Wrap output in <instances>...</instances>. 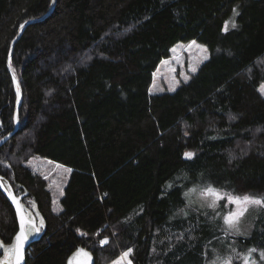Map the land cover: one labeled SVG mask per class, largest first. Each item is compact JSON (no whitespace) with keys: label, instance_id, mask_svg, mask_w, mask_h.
Returning a JSON list of instances; mask_svg holds the SVG:
<instances>
[{"label":"trees","instance_id":"trees-1","mask_svg":"<svg viewBox=\"0 0 264 264\" xmlns=\"http://www.w3.org/2000/svg\"><path fill=\"white\" fill-rule=\"evenodd\" d=\"M52 2L0 0V142L17 115L19 126L0 147V179L46 226L26 264H66L78 247L96 264L128 249L134 264H210L214 213L178 211L197 183L264 197V0H57L15 45L18 95L12 43ZM192 41L209 59L175 92L152 94L159 65ZM35 156L72 169L60 213L25 165ZM18 230L0 189V260ZM235 240L263 246L264 231Z\"/></svg>","mask_w":264,"mask_h":264},{"label":"rangeland","instance_id":"rangeland-1","mask_svg":"<svg viewBox=\"0 0 264 264\" xmlns=\"http://www.w3.org/2000/svg\"><path fill=\"white\" fill-rule=\"evenodd\" d=\"M236 11L238 12V9ZM233 18L234 21H236V15L234 16L233 14L230 19ZM196 45L206 48L207 52H202L201 47H196L191 43L184 44L180 42L172 48L171 58L164 60L154 73L153 84L151 87L152 94H162L165 92L173 93L181 86V84L186 83L184 80L185 76L189 77L187 82L190 80L191 75L193 74L191 71L193 66L196 67V72H198L200 66L209 59L210 52L205 45L197 42ZM173 49H175V51H173ZM204 56H207V59H204ZM172 88H175V90H171ZM260 92L264 96V85L260 88ZM25 165L32 170L33 173L42 175L49 182V188L53 195V209L55 212L60 213L62 211L61 198L63 197L60 193L62 190L64 194V188L70 178V173L64 171V168L66 167L63 165H61L63 167H57L59 164L53 163L39 156L31 158L25 163ZM179 178V176L176 177V179ZM184 181L185 180L183 179L181 185L184 184ZM169 184L173 187L175 185V181L172 180L166 184L165 189L167 191L172 188L168 187ZM205 186L206 184L197 183L193 184L187 191H185L191 193V195L185 197L183 194L185 207L181 211H178V215L187 218L193 211L214 213L215 220H218L217 223L214 222V226L220 227L222 234L212 241V246L210 247L213 257L212 260H214L217 256H232V264H243L242 258L248 254L250 249L256 248L258 252L260 250H264V245H254L248 247L247 249L241 248V250L240 244L236 242L237 240H235L239 237L248 238L252 236L255 231H259L260 233L264 231V223H258L259 221H264V207L249 206L248 210L239 218L236 227L242 234H235L233 230L225 231L227 226L224 224L223 217L227 216L230 212H235L237 210L236 206L228 204L226 200H220L215 209L207 206L201 207L200 202L202 198V189ZM193 189H195V191H193ZM221 191L225 192L224 190ZM189 200L192 201L191 204L188 203ZM209 202H211V198H209ZM34 234L35 232L30 233L29 236L33 237ZM262 240L263 238L261 239V242ZM3 248L4 247H0L1 252L3 251ZM233 249H235V251H233ZM258 252L253 253L252 255L259 262V264H264V261L259 259ZM6 255L7 254L4 256L6 257ZM119 258L120 256L116 260ZM129 259L132 261V255ZM9 261L12 263L11 258ZM3 262L4 260L1 259L0 264ZM111 264H113V262ZM132 264L134 263L132 262Z\"/></svg>","mask_w":264,"mask_h":264},{"label":"snow or ice","instance_id":"snow-or-ice-1","mask_svg":"<svg viewBox=\"0 0 264 264\" xmlns=\"http://www.w3.org/2000/svg\"><path fill=\"white\" fill-rule=\"evenodd\" d=\"M233 14L238 15L239 13L236 11V9H233ZM228 23L225 22L223 30L225 32L228 31ZM231 27L235 28L236 23L235 21H231ZM192 45H195L196 47H201L199 45H196L195 41L191 42ZM175 51V49H173ZM201 51L206 53L207 49L201 47ZM204 59H207V56L203 57ZM166 63V62H165ZM196 67L193 66L191 68V71L193 73L196 72ZM15 79V77H14ZM189 79L188 76L184 77L185 82ZM171 90H175V88H172ZM17 94L19 95V84L17 82ZM17 121H18V115H17ZM187 134V133H185ZM184 157L186 159H191L194 157L193 152H186L184 153ZM57 167H63L61 165H57ZM65 172L70 173L72 169L70 168H64ZM0 187H5V190L8 191L7 186L0 185ZM169 188L172 187V185H168ZM195 191V189H193ZM61 195H63V191L61 190ZM9 198L13 201V203L16 206V213L19 217V232L15 236L14 240L15 243L12 244L10 247L5 248L6 252V258L3 262V264H9V259H14L15 264H22L23 261V247L24 243L27 239V235L33 232H39L40 227L37 225V222L33 215L26 209L23 204L20 202V199L15 196L11 191H8ZM191 193L185 192L184 196L188 197ZM209 198H211V202H209ZM220 200H226L228 204L235 205L236 211L230 212L227 216L223 217L224 224L227 226L225 231L233 230L235 234H242L239 232V229L236 227V224L238 223L239 218L248 210L249 206H260L264 207V197L261 196H254L250 194H239L233 192H223L220 189H217L211 184L206 185L202 189V198L200 202L201 207H210L215 209L217 207V204ZM189 204L192 203L191 200L188 201ZM40 225H43V220L41 219L39 221ZM79 231V230H78ZM84 235L85 233H81ZM99 233H97L98 235ZM100 243L102 245L108 244L109 240L107 238L101 239ZM0 247H3V242L0 241ZM235 251V249H233ZM258 250L256 248H252L249 250L248 254L242 258L243 264H259V262L253 257V253H257ZM133 250L128 249L127 251H124L120 258L116 261H113V264H132L131 259L129 257L132 255ZM259 259L261 261H264V250H260L258 252ZM91 254L87 251H85L83 248L78 249L77 252L74 254L72 260L69 262V264H80L82 261L83 264H91ZM233 257L227 256V257H219L217 256L214 260L210 261V264H232Z\"/></svg>","mask_w":264,"mask_h":264},{"label":"water","instance_id":"water-1","mask_svg":"<svg viewBox=\"0 0 264 264\" xmlns=\"http://www.w3.org/2000/svg\"><path fill=\"white\" fill-rule=\"evenodd\" d=\"M56 5H57V0H53V2H52V7H51V9H50V11L48 12L47 15H45V16H43V17H41V18L28 20V21H26L23 25H21L20 30H19V34H18L17 38H16V39L13 41V43H12L11 50H10L9 57H8V62H7V64H8V68H9V71H10V73H11L13 79H14V77H15L14 82H15L16 84H17V82H18V84H19V79H18V78L16 77V75L14 74V72H13V70H12V68H11V65H10V64H11L12 55H13V52H14V48H15L16 43L19 41V39H20L21 36L23 35V30H24L26 27H28V26H30V25H33V24H37V23H40V22L45 21L47 18H49V17L52 15L54 9L56 8ZM20 93H21V98H20V100H19V102H18L17 110H18V108H19V104H20V101H21V99H22V92H21V89H20ZM18 127H19V126H18V121H17V118H16V129H15V131H14L12 134H10V135H8L7 137H5V138L0 142V147L4 146V144H6V143L10 140V138H11L12 136H14V135L18 132ZM0 185L6 186V185L4 184V182H3L1 179H0ZM0 189H1V191L4 193V195L7 197V199L9 200V202L11 203V205H12L14 211H15L16 219H17V222H18V225H19V217H18V215H17V213H16V206H15V204L13 203V201L9 198L8 191H11L13 194H15V196L18 197V198L20 199V202H21V203H22V199L25 197V195L17 196L16 193H15L14 191L8 189V187H7L8 191L5 190V187H0ZM35 220H36V219H35ZM43 227H44V229H43L42 233H40V232L37 233V232H36V235H34L33 237L29 236V234L27 235V239H26V241H25V243H24V247H23V261H22V264H26V261H27V252H28L30 246L33 245L36 241L41 240V237H42L43 235H45V233H46V226L43 224ZM18 232H19V230H18ZM18 232H17V234H18ZM17 234H16V235H17ZM14 243H15V241H14ZM81 248H83V247H78L74 252H72V253L69 255V257L67 258L66 264H69V262L72 260V258H73V256H74V254L77 252L78 249H81ZM83 249L91 254V258H92V259H91V264H96V259H95V256L93 255V253H92L91 251L85 249V248H83ZM11 264H15V260H14V259H12V263H11ZM80 264H83V262L81 261Z\"/></svg>","mask_w":264,"mask_h":264},{"label":"flooded vegetation","instance_id":"flooded-vegetation-1","mask_svg":"<svg viewBox=\"0 0 264 264\" xmlns=\"http://www.w3.org/2000/svg\"><path fill=\"white\" fill-rule=\"evenodd\" d=\"M30 212V211H29ZM31 213V212H30ZM33 215V217L36 219V222H37V225L40 227V233H42L44 227L43 225H40L39 224V221L42 219L38 214L37 215H34L33 213H31ZM39 217V218H38ZM43 220V219H42ZM43 224L45 225V221L43 220ZM35 235H36V232H35Z\"/></svg>","mask_w":264,"mask_h":264}]
</instances>
